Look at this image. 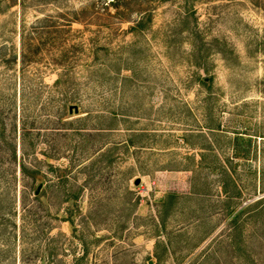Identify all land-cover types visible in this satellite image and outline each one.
I'll use <instances>...</instances> for the list:
<instances>
[{"label": "rangeland", "instance_id": "1", "mask_svg": "<svg viewBox=\"0 0 264 264\" xmlns=\"http://www.w3.org/2000/svg\"><path fill=\"white\" fill-rule=\"evenodd\" d=\"M1 45L3 102L81 86L79 114L25 140L55 264H264V0H0Z\"/></svg>", "mask_w": 264, "mask_h": 264}, {"label": "trees", "instance_id": "2", "mask_svg": "<svg viewBox=\"0 0 264 264\" xmlns=\"http://www.w3.org/2000/svg\"><path fill=\"white\" fill-rule=\"evenodd\" d=\"M116 8V7H115ZM73 21H69L68 27ZM137 28L141 25L136 24ZM49 25L40 27L42 30L48 28ZM136 28V29H137ZM135 29V28H134ZM36 29H33L35 31ZM34 34V33H32ZM25 30H22L20 34L21 42L25 40ZM81 44L71 45L72 49L80 47ZM8 47L6 45L0 46V52L6 51ZM76 51V50H75ZM69 56H66L64 69L67 72H72L76 68V62L78 57L74 55V51L69 52ZM16 52L12 54L13 61L16 62ZM21 63L25 65V54L21 55ZM60 65V64H58ZM23 70V69H22ZM55 92L61 95V99L57 104H54V96L51 92H48L44 99L41 97L40 89H33L31 92V102L25 100V93L20 92V103L17 104L16 99L14 101L7 100L3 102V95H0V139L5 146V149L0 153V245L3 247V253L6 255L7 260L12 247L19 249L18 261L19 264H55L52 261V257L55 256L57 250L68 251L65 248L67 246L66 240L64 243L54 244L52 237L50 236L51 230V215L50 210L45 208L41 203V197L45 195L47 189V181L43 178H38L39 170L34 158V140L31 141L30 151L25 150V140L32 137V132L36 131L34 139L40 137V133L43 131L46 133L51 124H59L64 119L71 118L72 114H79V110L82 109L81 103V86L80 85H64V93H61L59 85H53ZM61 86V85H60ZM113 116V113H110ZM9 118L11 120L10 129H6L4 119ZM19 128V150H17L16 132ZM74 135H80V129L74 128ZM6 133L10 135L6 136ZM47 142V134H44ZM58 149H55L57 151ZM19 151V152H18ZM46 159L50 158V155H45ZM13 166H15V171ZM59 172L57 179L61 183L66 182L67 179L62 175L64 170L61 168L54 169ZM13 171V172H12ZM16 172L26 181V184H31L28 189L27 185L22 186V191L17 194L14 189V180L16 179ZM45 181V182H44ZM45 184V185H44ZM39 185L42 188L38 195L35 192ZM175 195L169 194L168 198ZM70 204L67 208L69 219L63 221L70 222L72 224L71 207L79 209L76 199H70ZM64 218V217H63ZM76 239L75 235L72 236ZM67 243H72L67 241ZM73 254V253H72ZM73 260L70 264H84V253L80 256L72 255ZM64 264V262H60Z\"/></svg>", "mask_w": 264, "mask_h": 264}, {"label": "water", "instance_id": "3", "mask_svg": "<svg viewBox=\"0 0 264 264\" xmlns=\"http://www.w3.org/2000/svg\"><path fill=\"white\" fill-rule=\"evenodd\" d=\"M139 183H140V180L139 179H136L135 185H138ZM41 188H42V185H39L38 188H37V190H36V192H35V195H38L39 194Z\"/></svg>", "mask_w": 264, "mask_h": 264}]
</instances>
